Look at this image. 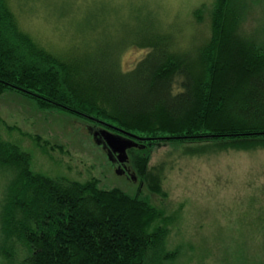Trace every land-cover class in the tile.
Masks as SVG:
<instances>
[{
	"label": "trees",
	"instance_id": "trees-1",
	"mask_svg": "<svg viewBox=\"0 0 264 264\" xmlns=\"http://www.w3.org/2000/svg\"><path fill=\"white\" fill-rule=\"evenodd\" d=\"M202 12L199 7L197 16ZM243 14V0H215L210 38L196 55L174 50L154 18L141 26L139 39L112 57L105 45L57 54L23 31L8 0H0V95L14 91L42 110L67 112L93 128L116 132L117 127L141 137L139 146L128 150L132 169L150 191L161 193L159 179L148 178L157 143L264 145V32L244 35ZM132 45L147 51L127 70L121 56ZM0 166L14 171L0 209V264L175 259L173 252H158L164 250L166 216L141 187L130 193L103 188L97 178L35 172L30 153L1 138Z\"/></svg>",
	"mask_w": 264,
	"mask_h": 264
},
{
	"label": "rangeland",
	"instance_id": "rangeland-1",
	"mask_svg": "<svg viewBox=\"0 0 264 264\" xmlns=\"http://www.w3.org/2000/svg\"><path fill=\"white\" fill-rule=\"evenodd\" d=\"M215 0H8L20 28L57 54L105 45L110 57L139 39L148 20H160L173 49H198L211 35ZM241 31L264 32V0H243ZM204 8L201 18L196 10ZM150 12V14H148ZM148 24V23H147ZM99 39V41H96ZM91 42V43H90ZM136 45L121 56L131 69L146 54ZM93 125L79 116L42 110L14 91L0 95V138L30 153L31 168L54 178H97L103 188L119 187L143 195L167 220L162 246L175 259L161 264H264V145L221 148L217 144L160 142L151 148L148 178L127 162L125 173L96 142ZM140 143V141H139ZM133 168V169H132ZM14 171L0 166V209ZM0 229V242H1ZM1 262V261H0Z\"/></svg>",
	"mask_w": 264,
	"mask_h": 264
},
{
	"label": "water",
	"instance_id": "water-1",
	"mask_svg": "<svg viewBox=\"0 0 264 264\" xmlns=\"http://www.w3.org/2000/svg\"><path fill=\"white\" fill-rule=\"evenodd\" d=\"M116 128L118 131H112L109 128L98 127L93 128V132L96 142L102 145L108 152L111 160L113 162H119L120 168L119 172L125 171L127 167V162L130 160L128 150L132 147L139 146V141L141 137L136 135H131L126 131Z\"/></svg>",
	"mask_w": 264,
	"mask_h": 264
},
{
	"label": "flooded vegetation",
	"instance_id": "flooded-vegetation-1",
	"mask_svg": "<svg viewBox=\"0 0 264 264\" xmlns=\"http://www.w3.org/2000/svg\"><path fill=\"white\" fill-rule=\"evenodd\" d=\"M100 127H102V126H100ZM104 127V126H103ZM106 128V127H105ZM116 164L119 166V168H120V163L117 161L116 162ZM122 174H127V173H125V171H122Z\"/></svg>",
	"mask_w": 264,
	"mask_h": 264
}]
</instances>
